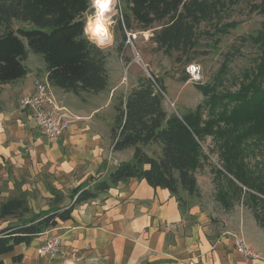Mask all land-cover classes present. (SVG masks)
Returning <instances> with one entry per match:
<instances>
[{
    "label": "trees",
    "instance_id": "16d2710c",
    "mask_svg": "<svg viewBox=\"0 0 264 264\" xmlns=\"http://www.w3.org/2000/svg\"><path fill=\"white\" fill-rule=\"evenodd\" d=\"M128 11L118 21L117 34L126 39L127 30H153L151 40L169 57L185 66L198 55H206L204 23L212 22L217 14L218 0H124ZM88 0H0V86L24 78L28 74L25 61L29 49L43 56L48 81L52 87L72 93L81 100L85 96L106 92L110 85L108 54L80 40L74 42L82 29L83 13ZM15 21L32 27H14ZM264 25V23H263ZM119 35L116 36V39ZM211 39V38H210ZM206 40V39H205ZM224 55L219 69L222 79L241 47L249 45L259 50L254 66L243 78L248 81L238 93H226L224 98L237 103L238 109L225 120L236 133L242 131L241 140L254 138L264 144V26L256 34L238 38ZM124 41L118 47L123 48ZM205 47H209L208 41ZM176 55V56H175ZM190 79L188 72L181 81ZM196 83V82H195ZM218 84L196 83V88L210 96ZM167 93L163 78L140 77L138 84L118 100L111 129L112 152L133 150L130 161H124L104 179L91 187L79 186L73 191L75 201L69 206L55 205L36 220L29 221L30 207L25 197L0 199L1 222L16 219L15 223L0 229V257L12 253L16 246L29 245L35 238L72 218L73 210L98 198L99 194L128 183L131 179L145 180L154 188L168 189L182 210L189 207L188 199L200 195L197 171L202 155L200 141L204 129L191 116L169 114L164 106ZM209 128V127H208ZM240 141V140H239ZM148 149H152L149 153ZM223 154L225 166L216 170L231 186L232 196L239 191L247 193L257 222L264 228V182L253 184L234 155ZM243 164V162H242ZM218 195L229 194L225 186L218 185ZM250 189L254 190L251 191ZM237 193V194H236ZM20 261L21 256H16ZM0 264H5L0 259Z\"/></svg>",
    "mask_w": 264,
    "mask_h": 264
},
{
    "label": "crops",
    "instance_id": "0c3cea01",
    "mask_svg": "<svg viewBox=\"0 0 264 264\" xmlns=\"http://www.w3.org/2000/svg\"><path fill=\"white\" fill-rule=\"evenodd\" d=\"M38 70L0 86V185L7 188L0 190V199L25 197L30 210V191L37 201L35 197L47 190L50 209L56 204L69 206L76 198L74 189L93 186L133 157V152L128 156L125 151L112 152L111 130L101 133L94 120L99 109L87 108L89 98L102 93L85 96L83 102L52 87L55 102L71 125L59 139L46 138L33 115L19 109L20 100L34 93L35 83L48 80L45 67ZM197 173L200 195L188 199L185 211L168 189L131 179L77 206L70 220L0 259L5 264H264V228L245 189L233 197L225 183L229 194L220 196L214 181H202L205 170ZM16 221L1 222L0 229ZM168 224L179 226L169 229ZM54 237L62 240L56 258L38 254V248ZM237 237L252 246L258 258L240 254ZM16 256L21 260L15 261Z\"/></svg>",
    "mask_w": 264,
    "mask_h": 264
},
{
    "label": "rangeland",
    "instance_id": "374dc122",
    "mask_svg": "<svg viewBox=\"0 0 264 264\" xmlns=\"http://www.w3.org/2000/svg\"><path fill=\"white\" fill-rule=\"evenodd\" d=\"M218 1L217 14L212 22L203 25V30L212 35L209 37L206 33V40H203L204 48L202 50L207 51L206 55H198L192 63L201 68L200 80L193 81L190 78L187 82H183L181 77L186 74L188 67L184 63L176 62L174 58L157 48V45L151 40L153 30H127L125 40L121 33L117 34L118 21L128 11L124 0H119L113 15L115 21L113 24L114 43L110 48L105 49L108 54L110 85L107 91L98 97H90L87 106L90 111L95 108L99 109L94 120L100 128L99 131L108 134L114 123L115 106L118 104V100L137 86L139 78L144 76L163 78L167 89L164 103L167 112L180 117L189 115L200 123L202 130L204 129V135L199 140L202 149L199 169L203 168L207 175L202 181H214V189L217 192L219 191L218 185L220 186L221 183L222 186H225L227 182L224 177L216 173V170H223L225 163L222 155L227 151H230L229 161L234 155L237 156L239 166L244 165L247 177L253 184L264 182V144L254 142V138L241 140L242 131L236 133L231 126L226 124L225 120L235 114L238 105L222 96L227 92L238 93L243 84L248 82L243 78V75L247 70L253 68L259 50L247 44L241 47V55L233 57L227 75L222 81L219 79V69L224 61V55L229 52L231 46L233 44L239 46L238 38L256 34L264 26V0ZM14 27L30 28L32 26L28 23L15 21ZM117 35L119 37L116 39ZM122 41H124L123 48L119 51L118 47ZM207 41L209 47H205ZM24 42L29 50V57L25 61V65L29 71L38 72V69L45 67L43 56L31 51L27 42L25 40ZM195 82L205 84L215 82L219 85L216 91L219 96H216L215 93H211L210 96L204 95L196 88ZM131 152L133 151L129 149L124 152V155L128 156ZM148 152L151 153L152 149H148ZM214 171L215 173H213ZM196 175L200 176L198 173ZM2 189L7 190L6 186L0 185V190ZM244 189L248 191V189ZM250 190L254 192V190ZM228 192L232 193L233 191L230 189ZM247 196L246 193L245 197L247 198ZM35 198L37 201L33 199L30 191L31 211L26 216L29 221L36 220L50 209L51 199L48 197L47 190L43 191L42 196L39 195Z\"/></svg>",
    "mask_w": 264,
    "mask_h": 264
},
{
    "label": "built area",
    "instance_id": "2783aa9c",
    "mask_svg": "<svg viewBox=\"0 0 264 264\" xmlns=\"http://www.w3.org/2000/svg\"><path fill=\"white\" fill-rule=\"evenodd\" d=\"M200 74L201 68L198 73L199 79H193L192 75L189 73L193 81L200 80ZM19 109L22 111H29L33 115L36 126L40 129V132L50 140L59 139L70 128L71 119L68 115L61 113V109L55 102L53 89L48 80L37 81L35 83L34 93L20 100ZM178 226L179 224L167 225L169 229H176ZM235 246L236 250L245 258H258V254L243 238L237 237ZM61 247V238L54 237L40 246L37 252L40 255H46L54 259L59 254Z\"/></svg>",
    "mask_w": 264,
    "mask_h": 264
},
{
    "label": "clouds",
    "instance_id": "9594fccd",
    "mask_svg": "<svg viewBox=\"0 0 264 264\" xmlns=\"http://www.w3.org/2000/svg\"><path fill=\"white\" fill-rule=\"evenodd\" d=\"M118 3L119 0H88L87 10L83 13L82 29L73 37L74 42L85 40L101 51L110 48L115 39L113 15ZM187 71L193 79H199V65H189Z\"/></svg>",
    "mask_w": 264,
    "mask_h": 264
}]
</instances>
